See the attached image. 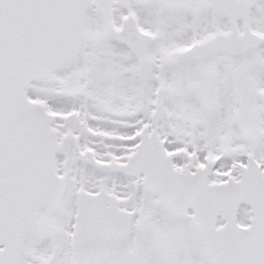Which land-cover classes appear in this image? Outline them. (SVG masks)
Returning <instances> with one entry per match:
<instances>
[{"label":"snow or ice","instance_id":"1","mask_svg":"<svg viewBox=\"0 0 264 264\" xmlns=\"http://www.w3.org/2000/svg\"><path fill=\"white\" fill-rule=\"evenodd\" d=\"M0 264H264V0H0Z\"/></svg>","mask_w":264,"mask_h":264}]
</instances>
